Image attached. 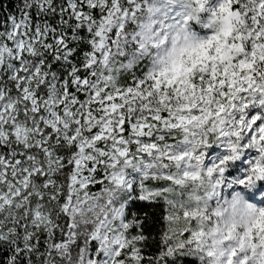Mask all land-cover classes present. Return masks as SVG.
<instances>
[{"label":"snow or ice","instance_id":"snow-or-ice-1","mask_svg":"<svg viewBox=\"0 0 264 264\" xmlns=\"http://www.w3.org/2000/svg\"><path fill=\"white\" fill-rule=\"evenodd\" d=\"M0 4V264H264V0Z\"/></svg>","mask_w":264,"mask_h":264},{"label":"trees","instance_id":"trees-1","mask_svg":"<svg viewBox=\"0 0 264 264\" xmlns=\"http://www.w3.org/2000/svg\"><path fill=\"white\" fill-rule=\"evenodd\" d=\"M14 0H0V4L3 5V11L7 12L9 10L14 11L15 9L12 7Z\"/></svg>","mask_w":264,"mask_h":264}]
</instances>
